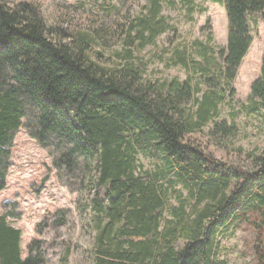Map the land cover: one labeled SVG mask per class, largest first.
Listing matches in <instances>:
<instances>
[{"label":"trees","instance_id":"trees-1","mask_svg":"<svg viewBox=\"0 0 264 264\" xmlns=\"http://www.w3.org/2000/svg\"><path fill=\"white\" fill-rule=\"evenodd\" d=\"M166 1L147 0L130 19L123 54L110 65L90 56L91 32L49 30L36 5L0 0V191L20 128L43 149L57 141L50 157L63 179L84 160L94 162L88 185L94 193L83 207L92 215L94 264H225L218 259L220 238L247 212L264 211V150L249 155L244 170L187 139L208 124L213 136L236 134L237 113L229 124L216 119L252 44L250 18L264 26V0H202L223 6L226 46L214 47L208 34L194 41L196 56L174 49L166 67L200 76L206 90L191 87L190 77L185 83L142 78L141 52L170 30L160 16ZM180 1L188 15L194 11L189 0ZM258 74L241 109L264 116V57ZM190 100L195 111L186 106ZM140 154L152 160V170L137 163ZM66 213L57 211L54 224L67 225ZM255 226L262 230L256 253L264 264V214ZM20 243L21 231L1 216L0 264H46L37 241L24 260ZM69 251L59 264L68 263Z\"/></svg>","mask_w":264,"mask_h":264},{"label":"rangeland","instance_id":"rangeland-1","mask_svg":"<svg viewBox=\"0 0 264 264\" xmlns=\"http://www.w3.org/2000/svg\"><path fill=\"white\" fill-rule=\"evenodd\" d=\"M12 5L21 1L36 5L49 30L61 31L69 29L87 32L93 35L95 44L90 56L95 62L108 63L119 61L123 54L125 30L129 21L137 16L140 8L147 0H5ZM180 0H167L162 4L161 15L170 26V30L154 40L141 52L144 59V78L155 82L176 79L185 83L191 79V87L198 83L199 89H207L201 85L200 76L191 74L179 67H166L174 49L186 47V52L196 56L194 41L204 42L211 34L212 45L216 48L226 46L227 17L222 5L211 1L189 0L195 7L192 13ZM250 49L241 61L238 73L229 86L223 105L219 108L216 122H231L230 115L237 113L235 124L237 131L229 138L213 136L208 124L201 132L190 135L187 139L212 154L219 162L233 164L244 170L250 166V157L264 150V116L256 111L246 114L241 106H247L250 98V87L259 77L261 60L264 57V26L255 16L250 18ZM134 55H136L134 53ZM122 65V64H120ZM201 94L192 98L200 97ZM190 100L186 103L195 111ZM32 116L34 111L30 110ZM26 122V120H23ZM51 140L43 149L37 141L30 137L26 129L20 128L13 140L10 167L6 186L0 191V217L21 231V258L28 255L32 241H37L46 264H59L67 249L70 248L67 264H94L90 253L94 231L89 221L92 217L83 210L84 204L93 196L89 181L94 178L95 163L84 160L83 166L76 175L64 179L57 172L50 157L54 154ZM49 149V151H48ZM250 155V157H249ZM137 163L145 170L153 169V162L141 154ZM173 200V199H172ZM173 203V201H172ZM81 209V215L78 214ZM64 209L67 225L57 226L54 220L57 211ZM260 212L249 211L246 220L237 227H229L219 241L218 259L225 264H259L256 253L262 247V230L257 231L255 225H262ZM264 231V229H263Z\"/></svg>","mask_w":264,"mask_h":264}]
</instances>
